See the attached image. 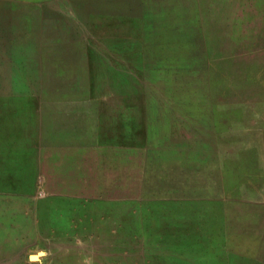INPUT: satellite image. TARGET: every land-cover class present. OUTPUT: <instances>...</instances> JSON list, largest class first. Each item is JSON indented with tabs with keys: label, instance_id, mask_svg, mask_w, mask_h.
Returning <instances> with one entry per match:
<instances>
[{
	"label": "rangeland",
	"instance_id": "374dc122",
	"mask_svg": "<svg viewBox=\"0 0 264 264\" xmlns=\"http://www.w3.org/2000/svg\"><path fill=\"white\" fill-rule=\"evenodd\" d=\"M22 12L17 53L0 60V114L14 112L0 117L6 196L15 184L23 208L53 196L47 237L86 264H264L256 0H40Z\"/></svg>",
	"mask_w": 264,
	"mask_h": 264
},
{
	"label": "crops",
	"instance_id": "0c3cea01",
	"mask_svg": "<svg viewBox=\"0 0 264 264\" xmlns=\"http://www.w3.org/2000/svg\"><path fill=\"white\" fill-rule=\"evenodd\" d=\"M38 1L40 0H0V60L5 56L6 46L13 50L10 52L11 55H16V43L19 44L17 39L22 37V11L28 10V14L31 16L33 7L36 13ZM44 1L47 2L48 0H41V2ZM256 2L261 7L262 12L259 18L261 29L255 30L253 34H262L261 37L264 39V0H256ZM4 75H6L4 72H0V86L5 85ZM1 102L6 103L4 100ZM27 106L34 107V101H30ZM13 113L7 111L4 116L0 114V117L9 119ZM31 113L37 114L36 111ZM2 123L0 121V128L6 126ZM237 130L239 131L240 128ZM1 133H5L2 144L5 150L10 148L9 153H11V145L17 142L13 143L12 133L10 136H7L8 131ZM31 135L29 144H34L33 149L37 152L42 149L41 144H37L39 134L33 133ZM18 140L20 139L18 138ZM5 179L6 175L0 174V183L5 184ZM15 182L16 180L12 182L13 185ZM20 186V184L19 187L17 185V190L16 184L10 188L11 194L7 197L5 194L6 187L0 185V264H86L88 258L85 254L70 255L67 253L69 250L71 251L69 246L65 249L60 245L55 247L53 237H47L48 233L53 236L55 229L53 196L37 197L35 207L23 208ZM30 202L32 204V200ZM61 220L64 221V218ZM60 227L66 232L73 230V227L66 223L60 224ZM39 236L46 237L39 239ZM39 248L42 249L39 250Z\"/></svg>",
	"mask_w": 264,
	"mask_h": 264
}]
</instances>
